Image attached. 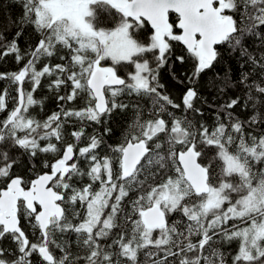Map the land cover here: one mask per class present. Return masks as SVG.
Segmentation results:
<instances>
[{
    "label": "snow or ice",
    "instance_id": "6c2138e0",
    "mask_svg": "<svg viewBox=\"0 0 264 264\" xmlns=\"http://www.w3.org/2000/svg\"><path fill=\"white\" fill-rule=\"evenodd\" d=\"M19 6L13 39L0 31V56L22 64L0 73V240L15 245L0 264H264V0ZM24 26L37 40L22 52ZM224 52L241 71L207 85L234 93L210 105L209 124L197 82ZM170 61L191 63L184 79L173 73L187 82L179 103L159 79ZM43 80L59 111L37 119ZM78 98L83 108L65 107ZM117 110L133 114L120 144H105L109 127L86 135ZM17 152L43 154L46 171L16 174Z\"/></svg>",
    "mask_w": 264,
    "mask_h": 264
},
{
    "label": "trees",
    "instance_id": "16d2710c",
    "mask_svg": "<svg viewBox=\"0 0 264 264\" xmlns=\"http://www.w3.org/2000/svg\"><path fill=\"white\" fill-rule=\"evenodd\" d=\"M21 8L19 6V0H0V31H5L6 40L11 41L15 36V32L18 30L17 26H14L12 21L15 18H18L21 15ZM37 40V36L32 31L30 26H24L23 34L20 36L18 40L19 47L21 51L28 50L32 45L35 44ZM4 49L0 48V53H2ZM53 62H58L53 60ZM22 64H17L14 55L8 56H0V73H11L18 71ZM230 70V71H229ZM240 61L232 57L228 52H224L221 60L217 63L213 69L209 70L206 74H202L201 79L197 82V90L198 93L206 98L208 103L203 104L202 101L197 102L198 107H202L204 110L203 119L212 124L214 122V114L216 109L210 107L213 104H221L228 97L232 96L233 90H226L225 93H218L215 89L209 90L207 85L209 82L214 79L219 84L225 76H231L233 79L237 78L240 74ZM191 72V63H185L181 65L178 62H169L163 68L160 69V83L164 85L163 91L169 94L177 103L180 102V97L185 87L187 86V82L184 84L179 83L178 79L173 78V73L176 74V77L179 79H184L182 73H190ZM217 74H219L217 76ZM43 86L39 88L36 92L37 99H43V108L36 107L31 110V114L35 116L37 119L46 118L47 115H50L53 112L59 111V101L55 99V95L51 92L47 87V80H43ZM9 81L0 80V88L8 87ZM61 94H64L62 91ZM85 99L78 98L75 101L65 103V107L67 108H83L85 106ZM142 103L147 107L150 103L147 99L142 101ZM239 111V110H238ZM196 119H201V117H195ZM133 119V114L129 110L120 111L117 110L108 120L107 124L101 125H93L89 124L86 127V135L98 134L103 130L104 127L111 128V132L104 137V141L106 145H117L120 144L124 137L128 134L129 124ZM73 130V125H67V131L71 132ZM109 154V150L107 147H104L101 151V155ZM51 154H48L50 157ZM17 164L14 167L13 171L16 174L23 175L25 177L34 178L36 174L46 171L43 168V161L45 156L42 154L38 157L34 162L27 157L26 155H22L20 152L16 153ZM21 225L24 228L25 232L29 234L31 237V228L22 220ZM67 236V234H66ZM58 240L64 239L65 237H57ZM71 243L75 245V234H71ZM0 247H4L5 249H13L15 247L14 244L9 239L0 240ZM236 245L233 243L231 247L225 246V250L232 251L235 249ZM34 264H35V258ZM141 260H144L143 255H141Z\"/></svg>",
    "mask_w": 264,
    "mask_h": 264
}]
</instances>
